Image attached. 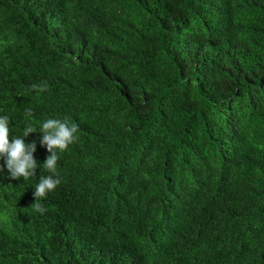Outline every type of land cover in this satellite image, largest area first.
<instances>
[{"label": "trees", "instance_id": "16d2710c", "mask_svg": "<svg viewBox=\"0 0 264 264\" xmlns=\"http://www.w3.org/2000/svg\"><path fill=\"white\" fill-rule=\"evenodd\" d=\"M3 116L39 166L0 158V264H264V0H0Z\"/></svg>", "mask_w": 264, "mask_h": 264}, {"label": "clouds", "instance_id": "9594fccd", "mask_svg": "<svg viewBox=\"0 0 264 264\" xmlns=\"http://www.w3.org/2000/svg\"><path fill=\"white\" fill-rule=\"evenodd\" d=\"M36 88V86H33ZM47 85L41 90H45ZM26 115H31L32 110L26 109ZM35 129L28 126L24 129L23 138L9 139V118L7 116L0 117V158L5 160V166L9 176L8 179L17 180L24 178L25 180L34 177L36 169L39 166L38 162L33 158V153L36 150V142L25 143L24 138L30 133H34ZM78 125L72 124L69 126L67 122H62L56 119H48L41 128L42 140L40 143L47 147L50 155L47 157L44 166L52 175L41 177L39 183L34 190L35 210L43 214L46 209L39 202L46 198L47 194L53 192L61 183V180L56 172L57 161L59 159L58 152L62 153L68 149V146L73 144L79 137ZM4 168L0 167V173H3ZM144 252L138 256V264L145 263Z\"/></svg>", "mask_w": 264, "mask_h": 264}]
</instances>
